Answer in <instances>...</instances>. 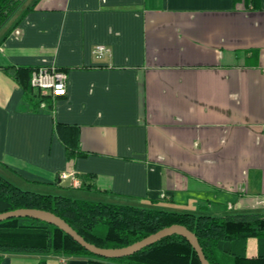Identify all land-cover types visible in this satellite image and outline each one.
Wrapping results in <instances>:
<instances>
[{
  "label": "crops",
  "instance_id": "1",
  "mask_svg": "<svg viewBox=\"0 0 264 264\" xmlns=\"http://www.w3.org/2000/svg\"><path fill=\"white\" fill-rule=\"evenodd\" d=\"M39 67L68 85L35 109L5 70ZM0 176L173 213L264 212V0H27L0 30ZM43 262L90 259L0 254Z\"/></svg>",
  "mask_w": 264,
  "mask_h": 264
},
{
  "label": "trees",
  "instance_id": "2",
  "mask_svg": "<svg viewBox=\"0 0 264 264\" xmlns=\"http://www.w3.org/2000/svg\"><path fill=\"white\" fill-rule=\"evenodd\" d=\"M26 1L0 0V30ZM5 72L23 88L35 109L42 103L49 106V97H41L31 87L32 69L8 68ZM18 209L51 212L88 243L103 249L125 248L164 228L181 225L196 235L210 264H264V212L220 217L173 213L42 195L23 190L0 176V214ZM250 240L258 243V253L253 257L248 255ZM0 254L86 257L89 264H201L191 244L179 235H171L133 256L108 260L92 255L59 228L30 218L0 223Z\"/></svg>",
  "mask_w": 264,
  "mask_h": 264
},
{
  "label": "water",
  "instance_id": "3",
  "mask_svg": "<svg viewBox=\"0 0 264 264\" xmlns=\"http://www.w3.org/2000/svg\"><path fill=\"white\" fill-rule=\"evenodd\" d=\"M20 218H30L45 222L49 225H53L59 228L60 230H62L63 232H65L67 235H69L75 242H77L81 247H83L86 251H88L92 255L108 260L122 259L133 256L134 254L140 252L144 248L154 245L155 243L171 235H179L185 238L191 244V246L196 251L201 264H210L203 252V249L196 235L188 228L181 225H173L168 228H164L159 232L125 248L103 249L88 243L69 224H67L63 219H61L60 217L56 216L51 212L37 210V209H18L15 211H10L0 214V223L11 219H20Z\"/></svg>",
  "mask_w": 264,
  "mask_h": 264
},
{
  "label": "built area",
  "instance_id": "4",
  "mask_svg": "<svg viewBox=\"0 0 264 264\" xmlns=\"http://www.w3.org/2000/svg\"><path fill=\"white\" fill-rule=\"evenodd\" d=\"M22 31L19 28L14 29L13 35L19 37ZM110 54V49L104 46H98L94 50L96 59L101 60ZM31 87L37 91L41 97H49L53 100L61 99L67 95L68 74L56 67H39L32 73ZM59 86V87H58ZM42 108H46V104H41ZM71 175L63 174V180L69 179ZM77 186L80 182L75 180Z\"/></svg>",
  "mask_w": 264,
  "mask_h": 264
},
{
  "label": "clouds",
  "instance_id": "5",
  "mask_svg": "<svg viewBox=\"0 0 264 264\" xmlns=\"http://www.w3.org/2000/svg\"><path fill=\"white\" fill-rule=\"evenodd\" d=\"M59 87V86H58Z\"/></svg>",
  "mask_w": 264,
  "mask_h": 264
}]
</instances>
